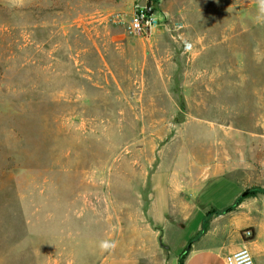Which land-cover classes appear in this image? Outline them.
<instances>
[{
  "label": "rangeland",
  "instance_id": "obj_1",
  "mask_svg": "<svg viewBox=\"0 0 264 264\" xmlns=\"http://www.w3.org/2000/svg\"><path fill=\"white\" fill-rule=\"evenodd\" d=\"M146 5L163 25L128 35ZM257 9L0 0V264L70 262L82 213L85 234H152L159 173L177 174L187 194L221 152L243 157L239 176L264 168Z\"/></svg>",
  "mask_w": 264,
  "mask_h": 264
},
{
  "label": "crops",
  "instance_id": "obj_2",
  "mask_svg": "<svg viewBox=\"0 0 264 264\" xmlns=\"http://www.w3.org/2000/svg\"><path fill=\"white\" fill-rule=\"evenodd\" d=\"M213 160L207 181L190 183L187 194L177 174L159 173L151 198L152 234H131V242L119 240V234H85V214H80L83 230L66 264H178L184 250L183 264H225L224 258L243 246L254 264H264V194L242 198L249 190L264 189V168L251 179L239 176L243 157L231 161L224 151ZM249 230L252 237L245 242L243 233Z\"/></svg>",
  "mask_w": 264,
  "mask_h": 264
},
{
  "label": "built area",
  "instance_id": "obj_3",
  "mask_svg": "<svg viewBox=\"0 0 264 264\" xmlns=\"http://www.w3.org/2000/svg\"><path fill=\"white\" fill-rule=\"evenodd\" d=\"M163 15L153 6L136 7L127 24L126 32L134 37H149L157 28L164 23ZM245 242L252 237V232L243 233ZM225 264H254L250 251L241 247L237 251L224 258Z\"/></svg>",
  "mask_w": 264,
  "mask_h": 264
},
{
  "label": "trees",
  "instance_id": "obj_4",
  "mask_svg": "<svg viewBox=\"0 0 264 264\" xmlns=\"http://www.w3.org/2000/svg\"><path fill=\"white\" fill-rule=\"evenodd\" d=\"M257 193H261V194H264V189H252V190H249L246 192L245 196H243L242 198H246L248 196H253ZM230 210V207L226 209V211ZM204 233V228L199 232V234H203ZM186 254V250H184L182 252V254L180 255L179 257V260H178V264H183V259H184V256Z\"/></svg>",
  "mask_w": 264,
  "mask_h": 264
},
{
  "label": "clouds",
  "instance_id": "obj_5",
  "mask_svg": "<svg viewBox=\"0 0 264 264\" xmlns=\"http://www.w3.org/2000/svg\"><path fill=\"white\" fill-rule=\"evenodd\" d=\"M258 9L256 20L260 22H264V0H257Z\"/></svg>",
  "mask_w": 264,
  "mask_h": 264
},
{
  "label": "water",
  "instance_id": "obj_6",
  "mask_svg": "<svg viewBox=\"0 0 264 264\" xmlns=\"http://www.w3.org/2000/svg\"><path fill=\"white\" fill-rule=\"evenodd\" d=\"M162 19H164V17H162ZM246 193L243 194V196H245Z\"/></svg>",
  "mask_w": 264,
  "mask_h": 264
}]
</instances>
